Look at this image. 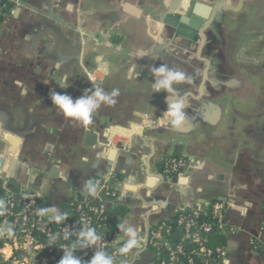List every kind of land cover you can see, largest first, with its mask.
I'll return each mask as SVG.
<instances>
[{
    "label": "crops",
    "instance_id": "obj_1",
    "mask_svg": "<svg viewBox=\"0 0 264 264\" xmlns=\"http://www.w3.org/2000/svg\"><path fill=\"white\" fill-rule=\"evenodd\" d=\"M169 3L21 0L18 15L4 17L0 178L38 193L37 211L58 208L69 217L74 201L87 194L85 183L104 181L106 169L115 166L123 179L112 177L122 187L112 186V201L127 212L101 231L118 234L114 264H156L147 247L150 229L182 209L216 200L225 204L224 225L233 230L219 264H264V0L247 2L236 13L218 11L204 32L201 58L210 66L203 86L197 43L176 38L162 24ZM160 65L187 76L174 86L173 98L186 97V118L176 128L155 123L167 107L166 94L152 89L151 69ZM65 83L70 87H61ZM93 85L108 93L118 89L119 96L115 105H101L90 124L69 121L51 105L52 91L75 99ZM86 131L97 136L102 153L84 146ZM12 146L15 156L5 163ZM111 148L118 149L112 162L106 157ZM172 155L187 162L182 178L164 177L151 191L140 190L147 172L158 178L164 157ZM118 224L133 226L139 241L125 256L117 250L123 243ZM198 264L218 263L201 258Z\"/></svg>",
    "mask_w": 264,
    "mask_h": 264
},
{
    "label": "built area",
    "instance_id": "obj_2",
    "mask_svg": "<svg viewBox=\"0 0 264 264\" xmlns=\"http://www.w3.org/2000/svg\"><path fill=\"white\" fill-rule=\"evenodd\" d=\"M8 2L10 7L7 12L0 14V23L6 15H13L21 5V0H8ZM162 162L161 174L169 177L167 179L180 176L187 167L184 158H176L173 155L164 157ZM93 184L96 186L97 195L94 197L98 205L89 202L88 193L82 195L74 201L78 219H68L64 224L50 223L49 218L38 214L37 202L40 196L34 191L27 188L22 189L19 203H15L9 196L6 197L4 200L6 211L0 214V264H58L63 255L61 249L76 242L77 233L81 228H93L94 224H97L95 230L101 236V242H98L96 248L103 247L114 261L118 256L114 249L118 234L114 231L102 233L101 228L107 221L104 206L114 199L115 193L102 180L97 179ZM203 206L191 209L187 216H179L175 222L176 226L187 234L202 214ZM212 210L213 218L221 228L224 226L223 202L212 203ZM187 211L182 209L178 212L184 214ZM9 227L14 231L11 238L4 231ZM65 228L72 231V236L68 240L63 238ZM201 229L208 233L211 230V224H203ZM170 230L167 220H163L156 223L149 231L147 247L156 256V264H179L181 259H184L185 264H196V259L201 258L218 264L224 261L226 257L224 250H217L214 254L202 245L200 237L196 234L193 235L196 248L189 252L185 250L184 238L175 244L168 243L165 237L170 234ZM51 234H56L58 238L52 246H48ZM92 254L93 249H77L75 252V255L82 261L91 257ZM262 254L264 255V252Z\"/></svg>",
    "mask_w": 264,
    "mask_h": 264
},
{
    "label": "clouds",
    "instance_id": "obj_3",
    "mask_svg": "<svg viewBox=\"0 0 264 264\" xmlns=\"http://www.w3.org/2000/svg\"><path fill=\"white\" fill-rule=\"evenodd\" d=\"M162 27V26H161ZM135 67V66H134ZM153 76L152 89L153 93L164 92L166 94V110L156 119L157 126L179 127L186 118V97L173 98L177 95L174 86L186 82L187 76L184 71L178 68H169L167 65H160L151 69ZM47 85V84H45ZM61 87L68 88L69 84L65 83ZM87 94H82L78 98H73L67 93L52 91L50 94L51 105L67 120L79 122L81 124H90L93 114L101 105H115L116 97L119 96V90L113 89L111 93L105 92L103 88L93 85L92 88L84 90ZM26 94V93H25ZM67 179V177H65ZM85 191L90 196H96V186L91 180L85 183ZM6 211V204L0 200V214ZM38 214L49 216V222L64 224L68 219V214L58 208L39 209ZM118 231L122 233V245L118 248L121 256L127 255L138 244L137 232L133 226L118 224ZM9 238L14 235L12 228L4 230ZM72 231L65 228L63 238L70 239ZM56 234L49 236L48 246H52L57 240ZM98 242H101V236L94 228L84 227L77 233V240L74 244L65 246L61 249L63 255L58 264H84V262L75 255L77 249H93L91 259L87 264H114L112 257L107 254L103 247L96 248Z\"/></svg>",
    "mask_w": 264,
    "mask_h": 264
},
{
    "label": "water",
    "instance_id": "obj_4",
    "mask_svg": "<svg viewBox=\"0 0 264 264\" xmlns=\"http://www.w3.org/2000/svg\"><path fill=\"white\" fill-rule=\"evenodd\" d=\"M251 1L254 0H238V2L233 6L229 1L225 0H217L209 5L193 0H169L170 3L169 6H167L168 10L162 18V24L174 29L176 38L186 40L187 42L197 43V46L194 48V55L197 59L201 60L205 66L203 70V79L201 86H203L206 81L208 69L210 66L208 60L201 58L202 49L205 45L204 32L210 27L219 10L223 9L236 13L242 9L245 3ZM18 13L19 9L15 11L14 16H17ZM176 48L181 51L186 50L185 47L179 45ZM191 52L194 53L193 51ZM56 83L61 85V79H56ZM2 139L4 141L6 140L7 143H10L11 145V142L14 143V141L8 135H2ZM84 146L89 149H97L100 153H102V149H98L97 136L90 131H86L85 133ZM117 151V148H111L109 150L107 149L106 157L109 161L112 162L114 160V158L117 156ZM6 154L7 155L5 157V163L8 162L9 158L15 156L14 147L12 146L11 148L7 149ZM3 164L4 160L0 159V169H3ZM106 171L108 174L102 179L108 186H110L111 188L112 186H116L117 191H120V189L122 188L121 185L117 183L113 184L112 177H119L123 179L122 177H120V175H118L116 167L111 166L109 167V169H106ZM146 177H148L147 182L144 186L140 187V190L142 191H151L154 188V184L159 181L161 183L166 182V179L162 174H160L158 178H153L150 173L147 172ZM178 178H182V175H180ZM21 194L22 189L14 178H0V200L4 201L5 198L9 196L15 203H19ZM104 207L105 209L117 207L126 210V208H124V205H122L117 200L107 203ZM184 247L187 252L190 251L191 243L189 239L185 241Z\"/></svg>",
    "mask_w": 264,
    "mask_h": 264
},
{
    "label": "trees",
    "instance_id": "obj_5",
    "mask_svg": "<svg viewBox=\"0 0 264 264\" xmlns=\"http://www.w3.org/2000/svg\"><path fill=\"white\" fill-rule=\"evenodd\" d=\"M10 7L8 0H0V14H3L7 12L8 8ZM174 157L179 158L180 156L174 155ZM163 169V162L161 163L160 170ZM166 179L169 177H165ZM172 178V177H171ZM89 202L94 205H98V201L95 199L94 196L87 195ZM218 201V200H216ZM215 201H212L206 205L203 206L204 210L200 217L196 220L195 226H193L187 234L184 233V230L177 227L175 222L177 218L181 215H189L190 210L185 212L184 214H181L180 212H176L173 217L170 220H167V225L170 227V234L165 237L166 240H168V243L175 244L181 238H184L185 241L187 239L190 240L191 243V249L193 250L196 248V244L193 241L194 234L198 235L201 239L202 245L206 248L211 250L214 254L217 250H226L227 246V233L232 232L233 230L226 225L222 226L221 228L218 227L216 224L215 219L213 218V210H212V203ZM224 204V203H223ZM74 204H72V210L71 214L68 217V219H78V215L75 212ZM226 206L224 204V210L222 211L223 214H225ZM126 210L122 208L117 207H111L105 210V215L107 217V221L104 224V226L101 228L105 230H111L113 228V224L120 218H123L126 215ZM67 219V220H68ZM203 224H211V230L208 233H205L202 231L201 226ZM97 224L93 225V228L96 229ZM82 229V228H81ZM77 240V239H76ZM257 252L262 253L261 250L256 249ZM164 255V254H163ZM84 264L87 263V259L83 260ZM199 263V259H196V264ZM179 264H185L184 259L180 260Z\"/></svg>",
    "mask_w": 264,
    "mask_h": 264
},
{
    "label": "rangeland",
    "instance_id": "obj_6",
    "mask_svg": "<svg viewBox=\"0 0 264 264\" xmlns=\"http://www.w3.org/2000/svg\"><path fill=\"white\" fill-rule=\"evenodd\" d=\"M159 14H161V12H159Z\"/></svg>",
    "mask_w": 264,
    "mask_h": 264
}]
</instances>
